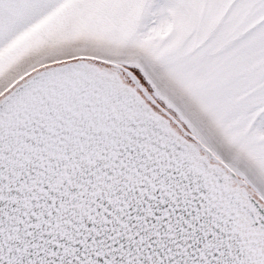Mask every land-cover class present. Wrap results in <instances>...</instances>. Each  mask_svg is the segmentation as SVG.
<instances>
[{
    "label": "snow or ice",
    "instance_id": "1",
    "mask_svg": "<svg viewBox=\"0 0 264 264\" xmlns=\"http://www.w3.org/2000/svg\"><path fill=\"white\" fill-rule=\"evenodd\" d=\"M0 264H264V0H0Z\"/></svg>",
    "mask_w": 264,
    "mask_h": 264
}]
</instances>
